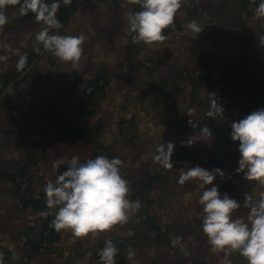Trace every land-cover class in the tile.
Listing matches in <instances>:
<instances>
[{
	"label": "rangeland",
	"instance_id": "374dc122",
	"mask_svg": "<svg viewBox=\"0 0 264 264\" xmlns=\"http://www.w3.org/2000/svg\"><path fill=\"white\" fill-rule=\"evenodd\" d=\"M77 1L79 9L73 13L61 34H82L87 37L79 66L73 67L70 62H61L51 52H46L34 69L10 88L7 93L10 96V106H0V171L4 167H11L13 170L27 163L25 175H31V188L35 189L37 195L47 180L54 181V174L59 169H53L52 164L57 159L64 160L65 164L73 156H79L82 162L96 155H106L110 159L119 157L123 161L121 175L129 181L131 191L128 198L132 201L133 191H138L137 188L134 189L135 185L151 175H168V178L152 180L149 188L140 189L147 198L153 199L149 207L150 220L142 219L138 211L131 214L127 224L116 225L110 231L119 236L123 234L124 237H135L134 242L132 240L133 246L125 247L120 252V257H116L117 264H139L140 261L144 264H247L246 259L239 253H232L226 258L223 252L211 250L208 238L202 231L203 211L199 196L204 189L196 181L186 182L185 185L177 183L180 174L188 167L213 169L209 157L192 155L191 160L186 163L176 160L177 165L168 172L155 163L152 156L163 143L176 142L179 149L181 142L189 138L181 121L184 109L189 103L191 88L184 77L183 67L190 64V68H193L190 60L196 59L200 51L206 50L215 54L216 58L211 66L214 74L219 75L218 70L224 63V53L229 54L233 49L236 50L233 45L236 35L250 30L255 24L264 27V20L254 19L255 8L250 6L240 13L249 22L232 29L226 40L217 42L222 29L214 32V21L201 13L188 16L180 9L176 15L175 29H170L167 41L151 46L141 43L142 50L137 51L135 58H128L125 56L124 41L130 34L125 14L135 11L137 5L128 4L127 0ZM206 1L209 0L204 2ZM213 1L216 7L221 3V0ZM234 10L238 12L235 6L226 5V9L221 7L217 12L228 18ZM236 12H233V17L238 15ZM19 13V10L7 11L8 23L0 31V55L9 57L7 61L0 62V77L16 69L18 57L23 52L31 51L35 34L43 27H32L30 22H13ZM189 19L197 21L204 31L196 34L187 30ZM240 22L241 19L233 24L240 25ZM21 41L26 46H21ZM38 47L40 54L44 49L42 45ZM171 65L183 70L184 74L179 76L171 72ZM99 67L107 69L110 84L96 105L85 104L86 82ZM73 70L79 71L78 84L73 87L66 82L62 89H58L54 81L59 73ZM163 79L171 83L169 89L173 90L172 98L168 94L167 99L164 97L163 104L156 106L153 103L155 90ZM1 87L2 82L0 95L4 91ZM202 92L205 95V87ZM50 107L62 111V118L57 116L50 133L45 135L41 130L42 122L27 114ZM91 111L93 114L89 115ZM123 117L131 121H125L124 128H121ZM69 127L75 130L85 128L88 133L84 131L76 137L71 136L65 129ZM189 148L185 146L183 152ZM238 159L239 154L235 167H238ZM235 179L243 193L222 189L217 180L214 184L219 187L222 195L234 192L241 203L245 193L257 199L264 193V185L244 179L242 173H236ZM27 184L28 181L23 184V189ZM228 195L234 198L231 194ZM18 206L21 204L13 190V184L0 178V244L10 250L9 257L13 262L98 264L97 253L108 240L110 232L95 237L89 235L71 244L69 241L73 237L70 230L62 231V243L68 244L65 248L57 243L53 251H45L31 260L24 259L22 253L18 252L21 244L15 240L18 227L34 224L38 217L31 210H18ZM247 215L248 209L241 207L233 217L247 221ZM150 222L159 230H151ZM178 237L179 242L173 245L172 240ZM129 248L135 250L133 259L127 258ZM64 250L69 251V254L64 255ZM3 257V264H11L5 259V255Z\"/></svg>",
	"mask_w": 264,
	"mask_h": 264
},
{
	"label": "clouds",
	"instance_id": "9594fccd",
	"mask_svg": "<svg viewBox=\"0 0 264 264\" xmlns=\"http://www.w3.org/2000/svg\"><path fill=\"white\" fill-rule=\"evenodd\" d=\"M61 2L70 5L72 0H52L51 3L48 0H23L22 3L21 0H0V31L8 23L7 7L20 5L21 15L31 12L35 15L36 23L43 25L35 34L34 50L39 51L38 46L42 45L45 51L51 52L59 61L70 62L73 67H78L87 37L82 34H60L62 24L57 12ZM187 2L188 0H127L128 4L139 6L138 11H128L125 14L131 43L148 46L163 44L169 39L165 30L175 29L176 15ZM254 19L264 20V0H259ZM187 30L196 34L204 31L195 20L188 22ZM258 39L260 45L264 46V35ZM20 43L21 46H26L24 41ZM124 43L127 44L128 40ZM8 59L7 55H0V62ZM27 63V53L20 55L16 62L17 71H22ZM224 111L223 105L212 99L211 109L205 115L213 119L217 116L224 119ZM194 112L195 109L192 108L187 114L192 117ZM188 124L193 128L197 127L191 119ZM230 127L231 140L239 142L238 167L235 173H242L244 179L264 185V107L252 111L239 121H233ZM200 132L199 140L192 135L182 141L181 146L191 147L212 136L208 126L201 127ZM175 147L173 142L159 145L152 156L153 161L164 169L171 170L174 167L172 157ZM62 164L64 160L57 159L52 167L59 169ZM122 165L123 161L119 157L110 159L106 155H96L82 162L79 156H73L67 162L66 170L55 181L47 180L43 188L46 209L54 210V218L49 227L57 233L70 230L73 239L69 243L74 244L77 239L89 235L95 237L110 232L116 225L127 224L131 214L141 208V202L128 198L131 189L129 181L121 175ZM217 177L222 181L231 179L220 168L208 170L192 166L180 174L177 183L185 185L186 182L196 181L204 189L199 196L203 211L202 231L213 252H223L226 258L232 253H239L247 264H264V193L258 199L245 193L241 203L230 198L227 193L221 194L219 187L214 184ZM241 207L248 209L247 221L233 217ZM51 214L53 212L50 211L39 213L44 218ZM179 240V237L173 239L172 244L176 245ZM118 253L117 244L111 239L106 240L97 253L98 264H117ZM135 255V250L129 248L127 258L133 259ZM3 260V253H0V264H3Z\"/></svg>",
	"mask_w": 264,
	"mask_h": 264
},
{
	"label": "trees",
	"instance_id": "16d2710c",
	"mask_svg": "<svg viewBox=\"0 0 264 264\" xmlns=\"http://www.w3.org/2000/svg\"><path fill=\"white\" fill-rule=\"evenodd\" d=\"M204 1L205 0H188V2L182 6L181 10L188 16L194 15V13H201L202 15L205 14L208 18L214 21L215 29L213 31H221L222 29V34L217 42L226 40L232 29L240 27L243 24H247L249 20L247 21V19H243L240 15L250 6H253L252 8H256L259 4V0H221V3H219L216 7V5H213V0ZM22 2L23 0H21V3ZM48 2L51 3L52 0H48ZM226 5L235 6L238 12H236V10L233 12H236L238 15L233 17V12H231L228 18L219 15L217 10L221 7L226 9ZM19 8L20 5L8 6L6 12L19 10ZM215 8H217V10H215ZM77 9H79V3L77 0H72L70 5H64L61 2V7L57 12V17L62 24L61 32L65 30L67 23ZM138 10L139 6L137 5L135 11ZM222 13L224 14V11H222ZM239 19H241L240 25L233 24L234 21H238ZM188 21L192 20L189 19ZM13 22H30L32 27L42 25L36 23L35 15L31 12H29L28 15H21L19 13L18 17L15 18ZM255 25L256 26L252 27L250 30L243 33L240 32L236 35L233 40V45L236 46V50L234 51L233 49L229 54L224 53V63L218 70L219 75L214 74L211 66L213 60L216 58L215 54L206 50L200 51L199 55L196 56V59L190 60V63L193 64V68H190V64L183 67L185 71L184 77L191 86L189 103L185 107L181 117L183 129L187 132L186 136L190 137L194 135L199 140L201 136L200 128L208 126L212 132V136L208 138L207 141L200 140L189 149H186L185 152H183L185 146L182 147L180 145V148L177 149L178 143L175 142L176 147L172 157L175 167L177 165L176 160L186 163L191 160L190 157L192 155L208 156L209 161L212 164V168H220L225 172L226 177L231 176V179H225L223 181L217 177L216 180L220 187L228 191H238L240 193H243L242 188L238 185L235 179V169L237 168L235 167V163L237 162V155L239 154V152H237L239 142H233L231 140L230 125L233 121H239L252 111L264 107V46L260 45L258 39L260 36L264 35V27L260 24ZM220 26L222 27L220 28ZM169 31L170 29H166L165 34L167 35ZM127 40L128 43H124L125 56L128 58H135V54L138 53L137 51L142 50V45L132 44L131 35L127 38ZM25 53H27L28 56V63L25 68L22 71H17L16 68L8 74L1 75L0 82H2L3 85L1 89L4 90L7 85L16 79L24 70H26L39 55L38 51L34 50V48H32L29 52H23L21 55ZM169 70L179 76L184 74L183 70L180 71L173 65L170 66ZM78 74V70L60 72L54 83L58 89H62L66 82L71 83V86L75 87L78 84V79L80 78ZM161 81V85H159L160 87L158 86L155 90L156 94L153 98V103L156 106L163 104L164 97L167 99L168 94L170 95V98H172L171 96L173 94V90L169 89L171 86L170 81L167 79H163ZM109 84L110 78L107 69L105 67H99L95 74L86 82L85 104L92 103L93 105H96L97 100H99L100 97H103V94ZM203 87H205V95L202 94ZM212 99H215L217 103H221L223 105L225 110L224 119L220 116L213 119L205 115V113L211 109ZM9 100L10 96L6 94L1 101L0 106L9 107ZM192 108L195 109V112L192 117H189L187 112ZM61 112L62 111L56 107H50L44 108L39 112L28 113L27 115L41 121V130L43 134L47 135L50 133L57 116H59L60 119L62 118L60 116ZM91 114H93V111L89 112V115ZM189 119L197 125L196 128H193L188 124ZM125 121L131 120H126L125 117H123L120 124L121 128H124L123 124ZM65 129L67 133L75 137L81 135L84 131L88 133V130L85 128L75 130L69 127ZM47 142L48 140L46 139V143ZM201 151H203V153H201ZM13 164L18 165L19 162H13ZM60 167L61 168H59V170H57L54 174V181L61 172L66 170L67 163ZM26 168L27 163L13 170L11 167H4L0 171V178L13 184V190L16 192V197L19 199L21 204V206H18L17 209L31 210L32 213L38 217V219L34 221V224L25 225L24 227L19 226V231H17V235L15 237L16 242L19 245L21 244L18 252L22 253L24 259L31 260L45 251H53L56 248V244L62 239V234L61 232L57 233L54 229L49 227L51 220L54 218V212L53 210L46 209V196L43 189L36 195L35 189L33 187L31 188L33 180L31 175L29 177L28 175H25ZM171 170L165 169V171L168 172ZM160 177L168 178V175H151L147 179H144L140 184L135 185L136 187L134 186V189L137 188L138 191H133L132 199L133 201L139 200L141 202L139 216L146 221L151 219L149 207L151 206L153 199L147 198L140 189L141 187L149 188L150 182L152 180L160 179ZM162 180L165 181V179ZM26 181H28V184L26 188L23 189V184ZM41 211H50L53 212V214L44 218L39 215ZM150 229L159 230L153 222H150ZM110 239L117 244L119 248L118 254H120L125 247L133 246L135 237L131 238L130 236L124 237L122 235H113ZM0 251L3 252V256L5 255V259L9 260L11 264H18L16 261L13 262L11 260L9 257L11 252L3 244H0ZM21 264L30 263L29 261H22Z\"/></svg>",
	"mask_w": 264,
	"mask_h": 264
},
{
	"label": "water",
	"instance_id": "95a60500",
	"mask_svg": "<svg viewBox=\"0 0 264 264\" xmlns=\"http://www.w3.org/2000/svg\"><path fill=\"white\" fill-rule=\"evenodd\" d=\"M60 34H61V29L59 30ZM47 51L43 50L38 57H36L34 59V61L30 64V66L21 74L19 75L16 79H14L11 83H9L7 85V87L4 89L1 97H0V103L3 100V98L6 96V94L8 93V91L10 90L11 87H13L15 84L19 83L20 81L23 80V78L32 70L34 69V67L36 66V64L38 63V61L45 55Z\"/></svg>",
	"mask_w": 264,
	"mask_h": 264
},
{
	"label": "crops",
	"instance_id": "0c3cea01",
	"mask_svg": "<svg viewBox=\"0 0 264 264\" xmlns=\"http://www.w3.org/2000/svg\"><path fill=\"white\" fill-rule=\"evenodd\" d=\"M233 193H234V192H228L227 194H231L232 197H234V198L236 199V196H237V195H235V194H233ZM110 233H111V232H110ZM61 234H62V233H61ZM112 235H116V234H115V233H111L110 236L108 237V239H110ZM122 235H123V234H122ZM63 236H64V235L62 234V239H63ZM62 239L60 240L59 245H61V244L63 245V244H64V243H62ZM66 240H67V239H66ZM67 243H68V242L66 241L65 244H67ZM67 245H68V244H67ZM67 245H63V247L65 248ZM55 249H56V248H55ZM95 249L97 250L98 248H95ZM59 250H63V249H62V248H59ZM63 254H64V255H68V254H69V251L64 250V251H63ZM121 254H122V253L118 254L117 257H120ZM234 256H236V255H234ZM233 259H234V258H233ZM210 260H211V259H207V261H210ZM129 262H130V260H129ZM65 264H68V263L65 262ZM139 264H144V263L140 261Z\"/></svg>",
	"mask_w": 264,
	"mask_h": 264
}]
</instances>
